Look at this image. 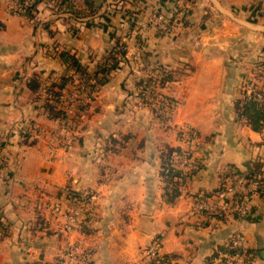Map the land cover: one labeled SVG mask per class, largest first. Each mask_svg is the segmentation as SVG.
I'll return each instance as SVG.
<instances>
[{
  "label": "crops",
  "instance_id": "1",
  "mask_svg": "<svg viewBox=\"0 0 264 264\" xmlns=\"http://www.w3.org/2000/svg\"><path fill=\"white\" fill-rule=\"evenodd\" d=\"M93 1L90 13L84 0H42L32 21L0 1V264H58L71 245L85 256L72 264H133L153 242L169 264H217L235 234L252 252L250 264H264V198L247 197L244 218L198 206L229 168L250 172L264 159V131L235 108L240 84L264 58V0ZM154 13L175 32L159 33ZM120 44L125 56L106 80L72 94L83 78L70 61L93 78ZM163 70L172 78L167 121L141 101L139 86ZM62 76L72 79L65 98L75 100L65 119H51L46 87ZM179 128L195 138L188 143ZM166 147L189 148L202 162L178 179L174 196L160 174ZM68 190L92 194L83 232L80 206L70 229L53 210L68 207Z\"/></svg>",
  "mask_w": 264,
  "mask_h": 264
},
{
  "label": "built area",
  "instance_id": "2",
  "mask_svg": "<svg viewBox=\"0 0 264 264\" xmlns=\"http://www.w3.org/2000/svg\"><path fill=\"white\" fill-rule=\"evenodd\" d=\"M9 2L12 8L15 7L14 0H9ZM150 23L155 27L158 32L164 35H171L174 32L173 23H171L169 19L165 18L160 13L153 14L150 18ZM72 85V94L75 91H86L87 93L90 92L89 87L79 76H77V81ZM145 92L146 97L150 98L148 104L156 109V114H166V106L169 103H165V105L160 108V105L164 103L160 102L163 99V95L162 99L158 98L160 94L158 93L155 86H149V88L145 90ZM245 93L248 98L255 99L264 107V86H255L248 88L245 90ZM74 98L72 97V99H67V97L65 98L64 96L63 102L61 104L62 108H67L70 104V101L75 100ZM262 131H264V111ZM178 135L180 138H183L188 143H190L194 137L193 132L187 128H179ZM170 158L172 159L174 166L181 171L183 176L186 177H190L201 167L200 159L195 158L191 154V152H189V149L182 150V152L179 154L172 153ZM252 195H256V183L253 180H245L243 175L238 174L234 170H230L222 179L221 185L216 191V193L210 195V200L200 199L198 200V206L204 208L208 212V214L220 219L226 216L244 218L250 214L251 207L247 201V197ZM69 217L71 221H74L73 216ZM229 244L231 248L237 250L232 253H220L219 257L217 258V264H250L252 255L249 253L247 254V248L244 245L243 236L241 234L233 235L229 241ZM75 249H77V247H75ZM143 253L144 257L148 261H154V263L156 264L162 263V255L158 251L157 242H153L149 247H146ZM68 257L74 258V252H70L68 254ZM65 263L66 260L62 262V264Z\"/></svg>",
  "mask_w": 264,
  "mask_h": 264
},
{
  "label": "trees",
  "instance_id": "3",
  "mask_svg": "<svg viewBox=\"0 0 264 264\" xmlns=\"http://www.w3.org/2000/svg\"><path fill=\"white\" fill-rule=\"evenodd\" d=\"M42 0H14L15 7L11 8V12L15 13L21 17L27 18L28 20H34L35 13L37 11V5ZM59 3H69L70 0H58ZM85 5L88 7V10L90 13H94L96 10L93 8L94 1L93 0H84ZM2 27V24L0 23V28ZM119 49L114 50L111 52V55L109 56V62L108 64L102 66L97 70V72L93 75V78L88 76L81 67L75 63L73 60L70 61V66L74 68V71L79 73L81 77L84 80V83L89 87V90L91 93L94 91L96 84L103 82L106 80V77L109 75L111 70L116 68L118 63V55L120 57L125 56V48L124 44L118 45ZM264 67V62L261 63ZM161 77L158 79L160 85L163 87L167 82L171 81V75L166 72H161ZM93 79V82H90L89 79ZM72 81L71 77L69 76H62L57 82L52 83L51 85L46 87V98L44 102V109L47 112V115L51 119H65L66 114L65 110L62 108L61 104L63 102L64 97V91L66 90V87L68 84H71ZM151 81V77L148 79H144L139 83L140 86V92L141 95L143 94L144 88L149 85ZM29 87L33 90H36L39 87V83L36 80H31L29 83ZM165 100H169V98L164 97ZM168 101V102H169ZM235 108L237 110V114L245 118L247 122L250 124L251 128L255 131H262V121H263V111L264 107L262 104H260L258 101L252 98H248L246 96L245 91L242 94V97L240 99H237L235 102ZM153 111V109H152ZM154 112V111H153ZM182 151L179 149H173L170 147H166V153L163 154L162 157V163H161V176L169 183L173 185L171 194L177 195L178 189L176 187V184L178 183L179 178H186V176H183L181 171L177 169L172 159L170 158L172 153H181ZM230 170L236 171L238 174L243 175L245 180H253L256 183V195L264 198V159L263 160H257L252 163V169L250 172H241L238 169L231 167ZM91 193L88 192H76V191H70L67 192V198L69 199H75L77 201L87 203L90 201ZM89 196V197H88ZM87 213V212H85ZM0 227L1 229H4L5 226L1 222V213H0ZM0 229V231H1ZM3 232V231H2ZM3 234V233H0ZM220 253H232L235 252L237 249H233L230 247V244L228 243L225 247L220 248ZM247 254H251L252 252L249 249H246ZM218 254V257L220 255ZM215 256V255H214ZM217 257V258H218ZM146 264H156L154 261H148ZM161 264H169L168 259L165 256H162V263Z\"/></svg>",
  "mask_w": 264,
  "mask_h": 264
},
{
  "label": "rangeland",
  "instance_id": "4",
  "mask_svg": "<svg viewBox=\"0 0 264 264\" xmlns=\"http://www.w3.org/2000/svg\"><path fill=\"white\" fill-rule=\"evenodd\" d=\"M155 14V13H154ZM174 25V24H173ZM175 27V26H174ZM174 32H175V28H174ZM173 32V33H174ZM160 33V32H159ZM172 33V34H173ZM162 34V33H161ZM162 35H164V34H162ZM164 36H166V35H164ZM264 62V58H262V60H260L259 62H257V63H255V64H253L252 66H251V72H252V77H251V79H246L245 78V81H243L241 84H240V86H239V90H240V95L242 96V94H243V92L246 90V89H248V88H251V87H255V86H257V87H262V86H264V67H263V65L261 64V63H263ZM161 73H156V72H151L150 73V75L146 78V79H148L149 77H151V81H150V83H149V85L148 86H146V88H144V89H142L143 90V94L141 95V93H140V98H141V101L146 105V106H148L151 110L153 109V111H154V113H156L155 111H156V109L155 108H153V107H151L149 104H148V102L150 101V98H147L146 97V92H145V90H147L148 88H149V86H155V88L157 89V91H158V93L160 94V96L158 97L159 99H162V95H163V99L160 101V102H164L162 105H160L161 107L160 108H162L164 105H165V103H169V104H167V109H169V110H167L166 109V114H159V113H157V116L158 117H160L161 119H164V120H166L167 121V119L169 120V115H170V111H171V109H170V104H171V101H167V100H165L164 99V97H167V96H165V94H164V86L167 84H165L163 87L160 85V83H159V78L161 77ZM75 83V82H74ZM73 84V83H72ZM73 88V86L71 87V89ZM244 88V90H242ZM144 92H145V94H144ZM145 96V97H144ZM168 98V97H167ZM170 99V98H169ZM165 108V107H164ZM71 128V127H70ZM66 130L68 129V128H65ZM188 129V128H187ZM194 134V137H193V139L195 138V132L193 133ZM66 141H67V139H65V142L63 143V147H65L66 146ZM189 149V148H188ZM201 161V160H200ZM202 163V162H201ZM68 192V191H67ZM67 192H65V199L70 203L69 205H67L68 207H65L63 210L61 209L63 206H61L60 204H58V205H55L54 207H53V210L56 212V213H58V212H60L61 213V215L65 218V229H70L71 228V226H72V224L74 223V221H75V219H74V221H71L69 218V216H73L74 218H75V208L77 207V206H80L81 207V209H82V213H83V218L81 219V222H80V230L83 232V231H85L86 230V228L84 229V223L87 221V219H88V217H89V209H90V203H91V200H92V194H90V196H91V199H90V201L89 202H87V203H83V202H80V201H77V200H75V199H69V198H67ZM88 193H90V192H88ZM89 197V196H88ZM85 212H87V213H85ZM0 229H1V227H0ZM5 232V228L4 229H1V231H0V233H3V232ZM151 244H148L146 247H149ZM75 247H77V249H75ZM146 247H144V249H143V251L145 250V248ZM70 252H74V254H75V257L74 258H69L68 257V254L70 253ZM84 259H85V256H84V254H83V251H81L80 249H79V247L77 246V245H71V246H69V248H67V250H65V253H64V255L61 257V259L59 260L58 259V261H57V263L58 264H62V262L64 261V260H66V263L65 264H72V263H75V262H84ZM148 262V260L143 256V259H141V260H138L137 262H135V263H133V264H146Z\"/></svg>",
  "mask_w": 264,
  "mask_h": 264
}]
</instances>
